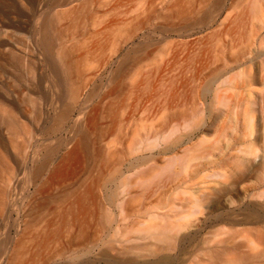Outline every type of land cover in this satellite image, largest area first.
Here are the masks:
<instances>
[{
    "label": "rangeland",
    "instance_id": "374dc122",
    "mask_svg": "<svg viewBox=\"0 0 264 264\" xmlns=\"http://www.w3.org/2000/svg\"><path fill=\"white\" fill-rule=\"evenodd\" d=\"M2 1L17 5L12 12L0 10V90L10 87L15 97L32 94L26 77L12 84L20 64L11 53H29L40 16L60 9L74 10V25L62 39L74 45L84 84L81 97L71 104L72 118L76 120L88 110L99 114L98 98L90 96L92 91L101 88L105 98L102 118L95 115V123L103 126L102 140L94 142L103 153L99 187L97 171L87 166L70 179L72 187L83 185L75 196L84 187L89 190L87 224L93 252L90 260L78 254L71 264H111L115 258L125 264L135 258L134 252L151 245V238L139 231L149 216L173 214L176 218L190 196L180 179L171 175L168 164L161 162L155 167L153 158L143 157L134 162L138 155L146 154L141 151L143 140H148L152 129L167 117L182 119L197 113L200 102L210 99L209 83L213 79L232 84L222 92L232 96L231 101L251 106L252 77L257 75L261 83L264 81V0ZM100 70L104 71L102 86ZM260 104L264 105V99ZM237 115L236 111L228 119L233 135ZM47 122L43 117L35 136L40 142L55 144L56 140L44 135ZM1 132L6 138V129L2 127ZM205 139L212 141L213 137ZM240 155L248 157L246 153ZM122 171L127 178L125 185ZM165 176L168 178L162 181ZM215 188L214 182L208 185V191ZM17 204L12 213L0 215L1 231L9 230L11 236L21 232L26 218L21 211L23 201ZM214 229L199 231L192 225L187 230L191 232L189 239L172 255L178 254L182 264H194L206 257L204 252L216 247L262 249L243 236L227 240L222 232L216 236ZM65 240L63 231L59 246ZM65 259L60 255L55 261L68 264Z\"/></svg>",
    "mask_w": 264,
    "mask_h": 264
},
{
    "label": "bare ground",
    "instance_id": "6f19581e",
    "mask_svg": "<svg viewBox=\"0 0 264 264\" xmlns=\"http://www.w3.org/2000/svg\"><path fill=\"white\" fill-rule=\"evenodd\" d=\"M15 4L0 0V10L12 12ZM74 20V10L68 9L40 16L29 53H11L20 64L12 84L26 77L32 95L15 97L10 87L0 90V215L12 213L23 201L21 211L26 218L21 232L11 236L9 230L1 231L0 217V264H57L55 258L60 255L71 264L78 254L90 260L93 252L87 224L89 190L84 187L75 196L83 185L72 187L70 179L87 166L97 171L96 186L102 180V148H95L94 142L103 138V126L95 123V115L103 116L105 92L100 88L90 93L98 98L99 114L88 110L76 120L72 118L71 104L81 97L84 84L74 45L62 39ZM99 77L102 86L103 70ZM250 83V107L222 94L233 87L231 83L213 79L210 99L200 102L197 113L182 119L167 117L152 129L149 141L143 140L141 151L146 154L138 155L134 162L143 157L153 158L155 167L168 164L171 175L180 179L190 196L176 218L170 213L149 216L139 231L151 238V245L134 249L138 250L135 258L125 264H182L178 254H172L185 243L192 225L199 231L216 228V236L222 232L226 240L243 236L262 246L257 252L244 250L245 245L208 249L206 257L194 264H264V105L260 104L264 81L256 75ZM236 111L233 135L228 119ZM43 117L48 120L44 135L56 140L55 144L40 142L35 136ZM208 137L213 140L207 141ZM241 153L248 157L242 158ZM121 175L125 185L124 171ZM165 178L168 176L162 181ZM212 182L216 188L208 191ZM63 231L66 240L59 246ZM111 264H120V259Z\"/></svg>",
    "mask_w": 264,
    "mask_h": 264
}]
</instances>
